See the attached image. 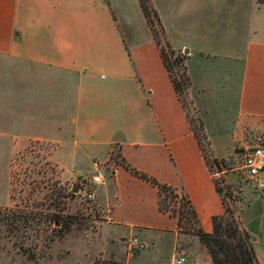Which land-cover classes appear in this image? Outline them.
I'll list each match as a JSON object with an SVG mask.
<instances>
[{
  "label": "crops",
  "instance_id": "1",
  "mask_svg": "<svg viewBox=\"0 0 264 264\" xmlns=\"http://www.w3.org/2000/svg\"><path fill=\"white\" fill-rule=\"evenodd\" d=\"M149 2L170 49L184 56L188 98L212 157L264 149V3ZM218 139L229 155L220 154ZM29 142L53 145L48 161L71 177L116 148L124 164L184 194L204 233L223 213L137 0H0V145L14 149L1 170L0 206L12 154ZM220 176L225 185L236 182L234 174ZM109 177L106 224L119 230L116 237L141 231L129 264H169L180 255L186 264L193 251L211 264L197 237L177 234L175 219L157 210L156 188L121 165ZM238 192V220L264 264V173ZM107 193L99 189L92 200L106 204Z\"/></svg>",
  "mask_w": 264,
  "mask_h": 264
},
{
  "label": "rangeland",
  "instance_id": "2",
  "mask_svg": "<svg viewBox=\"0 0 264 264\" xmlns=\"http://www.w3.org/2000/svg\"><path fill=\"white\" fill-rule=\"evenodd\" d=\"M170 50V47L164 48L170 59H183L182 53L173 50V56H170ZM189 102L188 98L187 115L195 119L199 115ZM215 144L221 155L230 154V147L223 140L218 139ZM54 148L49 144L29 142L12 154L8 200L0 206V264H129L140 248L130 254L126 244L130 239H137L140 245L137 233L141 231L121 238L116 237L117 228L106 224V215L113 204L109 174L115 165L122 164L116 148L107 153L105 162L91 161L77 177L62 173L48 161L47 156ZM13 150L7 144L0 145V179L7 155ZM242 153L235 147V160L218 161L217 166L209 162L206 165L210 173L226 170L225 174L236 176V182L230 186L223 183L221 176H213V182L222 189L224 206L237 219L243 204L238 188L250 183L239 171ZM94 167L102 173L104 183L92 187L89 180ZM99 189H108L106 204L84 198L85 192L95 193ZM164 204L176 215L177 200L166 199ZM172 218L176 222V218ZM181 223L184 224V219ZM176 233L192 234L177 230ZM196 256L195 264H207L197 251L186 254V264Z\"/></svg>",
  "mask_w": 264,
  "mask_h": 264
},
{
  "label": "trees",
  "instance_id": "3",
  "mask_svg": "<svg viewBox=\"0 0 264 264\" xmlns=\"http://www.w3.org/2000/svg\"><path fill=\"white\" fill-rule=\"evenodd\" d=\"M137 1L150 31L152 40L158 49L160 60L168 75L174 94L184 112L188 127L196 141L202 158L206 165L209 162L217 166L219 162L211 156L212 153L204 134L200 118H189L186 112L189 79L185 72L183 59H170V57L167 56L164 52V48L168 49L169 45L165 39L163 29L160 26L154 9L149 0ZM256 2L264 3V0H256ZM168 54L173 56V51L170 50ZM182 58H184V56ZM188 104H191V102ZM121 166L133 176L156 188L157 210L162 214H167L170 217L176 218V230L178 233L186 232L196 236L200 244L206 250L211 264H258L254 255L252 238L243 229L239 220L233 216L229 208L224 206L221 196L222 189L216 186L215 182H213L215 191L220 197L223 213L219 216L211 217V232L204 233L198 227L194 211L184 194L178 193L170 186L158 183L155 179L137 172L124 164L123 161ZM225 195H229V193L225 192ZM166 199L170 201L177 200L178 209L176 215L170 212L168 207L164 204ZM183 208L186 210L183 211ZM181 219H184V224L181 223Z\"/></svg>",
  "mask_w": 264,
  "mask_h": 264
},
{
  "label": "built area",
  "instance_id": "4",
  "mask_svg": "<svg viewBox=\"0 0 264 264\" xmlns=\"http://www.w3.org/2000/svg\"><path fill=\"white\" fill-rule=\"evenodd\" d=\"M226 172V170H224ZM224 171H216L213 176H220ZM240 173L253 184H259L260 179L264 173V149L258 144L243 151L241 157V164L239 166ZM89 183L92 187L102 185L104 177L102 173L96 168H93V174L90 177ZM84 198L91 201L93 199L92 192H85ZM140 248L139 243L135 239H130L126 244V251L130 254L135 253ZM169 264H185V259L182 255L173 257Z\"/></svg>",
  "mask_w": 264,
  "mask_h": 264
},
{
  "label": "water",
  "instance_id": "5",
  "mask_svg": "<svg viewBox=\"0 0 264 264\" xmlns=\"http://www.w3.org/2000/svg\"><path fill=\"white\" fill-rule=\"evenodd\" d=\"M184 53H186V51H184Z\"/></svg>",
  "mask_w": 264,
  "mask_h": 264
}]
</instances>
